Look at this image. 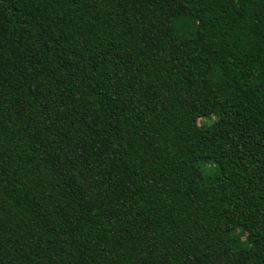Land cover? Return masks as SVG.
<instances>
[{
	"label": "trees",
	"instance_id": "obj_1",
	"mask_svg": "<svg viewBox=\"0 0 264 264\" xmlns=\"http://www.w3.org/2000/svg\"><path fill=\"white\" fill-rule=\"evenodd\" d=\"M0 264H264V0H0Z\"/></svg>",
	"mask_w": 264,
	"mask_h": 264
},
{
	"label": "rangeland",
	"instance_id": "obj_2",
	"mask_svg": "<svg viewBox=\"0 0 264 264\" xmlns=\"http://www.w3.org/2000/svg\"><path fill=\"white\" fill-rule=\"evenodd\" d=\"M212 120H213V118L210 119V120H199L198 123H199V124L211 123Z\"/></svg>",
	"mask_w": 264,
	"mask_h": 264
}]
</instances>
